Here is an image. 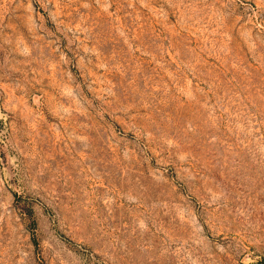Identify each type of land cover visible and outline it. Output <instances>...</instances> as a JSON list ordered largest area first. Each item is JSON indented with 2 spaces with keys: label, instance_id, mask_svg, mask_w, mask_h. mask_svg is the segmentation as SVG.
Listing matches in <instances>:
<instances>
[{
  "label": "rangeland",
  "instance_id": "1",
  "mask_svg": "<svg viewBox=\"0 0 264 264\" xmlns=\"http://www.w3.org/2000/svg\"><path fill=\"white\" fill-rule=\"evenodd\" d=\"M264 0H0V264H263Z\"/></svg>",
  "mask_w": 264,
  "mask_h": 264
},
{
  "label": "trees",
  "instance_id": "2",
  "mask_svg": "<svg viewBox=\"0 0 264 264\" xmlns=\"http://www.w3.org/2000/svg\"><path fill=\"white\" fill-rule=\"evenodd\" d=\"M263 264H264V261H263Z\"/></svg>",
  "mask_w": 264,
  "mask_h": 264
}]
</instances>
